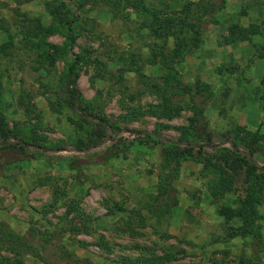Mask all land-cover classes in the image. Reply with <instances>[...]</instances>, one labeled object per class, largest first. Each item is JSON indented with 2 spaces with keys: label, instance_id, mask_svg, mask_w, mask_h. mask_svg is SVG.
I'll return each mask as SVG.
<instances>
[{
  "label": "rangeland",
  "instance_id": "1",
  "mask_svg": "<svg viewBox=\"0 0 264 264\" xmlns=\"http://www.w3.org/2000/svg\"><path fill=\"white\" fill-rule=\"evenodd\" d=\"M142 1L155 10L180 1L176 13L199 0ZM80 3L86 4L78 8ZM143 21L141 10L113 13L98 0H0V128L23 143L0 146V223L21 236L35 234V240L54 233L56 244L94 264L150 253H169L172 264H238L241 254L264 264V183L250 222L261 243L229 238L230 228L243 227V221L228 222L218 212L244 199L254 181L245 168L234 176L232 191L213 200L207 188L213 175L202 171L206 150H194L179 161L173 183L178 204L158 222L144 207L155 195L161 159L171 145L125 133L99 149L73 150L96 136L99 118L123 130L184 140L181 129L190 125L193 102L203 109L201 126L214 143L234 141L264 167V0H226L214 22L203 25L198 50L171 64L173 38L156 39ZM235 27L246 32L230 35ZM54 46L65 50L54 52ZM76 55L84 112L74 104L67 73ZM198 84L206 92L195 94ZM154 85L170 88L166 93L179 106L171 116L155 110L165 101ZM182 87H190L191 96L176 90ZM30 143L63 151L43 152ZM86 224V233L68 231ZM22 264L43 263L25 255Z\"/></svg>",
  "mask_w": 264,
  "mask_h": 264
},
{
  "label": "trees",
  "instance_id": "2",
  "mask_svg": "<svg viewBox=\"0 0 264 264\" xmlns=\"http://www.w3.org/2000/svg\"><path fill=\"white\" fill-rule=\"evenodd\" d=\"M98 1L106 4L113 13L120 7L141 10L144 15L143 26L149 29L150 32L156 36V39L161 37L166 39L172 37L174 40V47L170 53V64L182 60L184 57L192 55L198 50L202 43L203 25L208 22H214L216 14L224 8L226 2V0H199L195 3H185L181 5L180 10L175 13L173 9L179 6L180 1L171 4L167 1L161 9L157 10L145 7L142 0ZM85 4L86 3H80L78 8H83ZM46 6L49 9L51 8V4H46ZM191 9H193L196 14H190ZM72 23L73 21L65 23L70 32L69 47L67 48L70 50L73 48L74 43ZM244 32H246V30L235 27L231 29L230 35L235 34L236 37L243 36ZM245 39L246 37L241 38V40ZM52 48L54 52H57V50H65V48L62 50L55 46ZM80 59V56H75V62L69 66L67 73L74 86V104L80 112H84L81 107L80 95L75 84L78 78L76 66L78 62H80ZM167 66L170 67L171 65L167 63ZM138 72L139 70H136V73ZM165 85H169L167 81H165ZM154 88L157 89V92L162 95L165 101L164 105L157 107L155 110L159 113L171 116L172 112L177 111L179 106L176 105L175 107V103L171 101L170 95H167L166 91L170 88H166L165 86L159 89L155 87V85ZM176 90L181 95L191 96L192 94V89L190 87H182ZM205 90H207V86L198 84L195 94H203L206 92ZM192 100L193 97L191 98V102ZM192 104L194 116L190 120L189 127L181 129L186 137L184 140L174 141L161 138L154 133L123 130L99 118L96 119L99 125V131L95 134L96 136L89 139L86 143H78L73 150L75 152H86L99 149L105 143L112 142L116 137L125 133L134 135L136 138L145 141L157 140L171 145V151L165 153L161 159L155 195L151 202L144 207L145 213L158 222L168 216L171 210L177 206L178 200L173 183L177 178L179 161L184 158L192 157V152L194 150H206L213 153L208 154L205 151L204 154L207 157L201 159L204 164L202 168L203 173H210L213 175V178L207 182V188L213 200L223 199L226 194L230 193L234 185V176L238 174V170L240 171L245 168L248 176L253 177L254 181L249 187L244 199L240 201L239 207L230 208L222 206L218 212L228 222L235 219L243 221V227L235 229L230 228V232L228 233L229 238L236 236L243 238L249 236L256 244H259L261 243L259 228L250 225V222L255 214L256 207L261 204L260 188L264 183V167L259 165L252 152L243 151L240 145L234 141L226 140L221 143H214L211 134L206 130L205 126H201L203 109L193 102ZM84 115L91 117V115H87L86 113ZM1 126L0 146L4 148H15L23 145L22 142L15 140L2 124ZM28 145L29 147H35L43 152H53L55 150L63 151V149L43 147L35 143H30ZM221 146H223L222 149L224 150V154H221L222 156L217 152ZM176 149L179 150L177 154L175 152ZM257 171L261 173L257 175ZM134 214L136 218L143 219L139 211H135ZM87 219H85V222H91L88 217ZM84 226L85 225H83V227ZM88 228L86 224L84 229H80L79 227L75 229V227H71L68 231L86 233ZM53 237L54 233H49L46 238L42 237L35 240V234L30 233V237L21 236L12 231L5 224L0 223V264H22L23 256L25 255H31L43 264H55V262L58 264H94L89 258L79 257L74 252L65 249L63 245L56 244ZM101 247L106 249L107 245L104 241H101ZM52 255L55 257L53 263L49 261ZM172 262H175V259L174 256L169 253L161 256L150 253L148 256H140L133 259L123 257L120 259L119 264H172ZM238 264H252L251 256L241 254Z\"/></svg>",
  "mask_w": 264,
  "mask_h": 264
}]
</instances>
